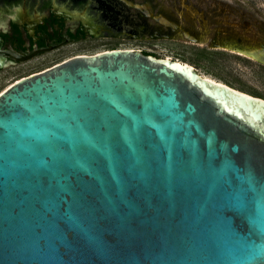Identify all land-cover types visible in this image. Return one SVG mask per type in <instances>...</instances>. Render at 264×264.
<instances>
[{
	"label": "water",
	"instance_id": "95a60500",
	"mask_svg": "<svg viewBox=\"0 0 264 264\" xmlns=\"http://www.w3.org/2000/svg\"><path fill=\"white\" fill-rule=\"evenodd\" d=\"M262 227L263 97L114 47L0 91V264H264Z\"/></svg>",
	"mask_w": 264,
	"mask_h": 264
},
{
	"label": "rangeland",
	"instance_id": "374dc122",
	"mask_svg": "<svg viewBox=\"0 0 264 264\" xmlns=\"http://www.w3.org/2000/svg\"><path fill=\"white\" fill-rule=\"evenodd\" d=\"M141 1V0H135ZM154 10L177 21L201 37L185 38L181 31L174 36L157 32L136 33L137 24L115 20L108 34L70 44L44 54L17 67L0 70V91L18 76L57 63L74 54H91L114 48H133L148 52L166 53L193 65L197 70L264 98V65L237 50L238 47L264 43V0H150ZM148 20V19H147ZM148 24L155 25L148 21ZM223 44V45H224Z\"/></svg>",
	"mask_w": 264,
	"mask_h": 264
},
{
	"label": "flooded vegetation",
	"instance_id": "af4514ba",
	"mask_svg": "<svg viewBox=\"0 0 264 264\" xmlns=\"http://www.w3.org/2000/svg\"><path fill=\"white\" fill-rule=\"evenodd\" d=\"M129 1H149L150 6L137 8L131 6ZM160 13L171 19L162 11L154 10L150 0H0V37L3 38V47L20 55L37 51L22 61L7 57L8 65L0 70L17 67L64 46L108 34V29L112 28L111 20L122 22L117 26L119 29L124 22L137 24L138 29H131L136 33L145 32L148 28L149 33L157 32L160 36L178 35L180 30L175 31L155 18ZM149 20L155 25L148 24ZM185 30L189 35L199 37ZM57 63L30 71L16 79L43 71Z\"/></svg>",
	"mask_w": 264,
	"mask_h": 264
},
{
	"label": "bare ground",
	"instance_id": "6f19581e",
	"mask_svg": "<svg viewBox=\"0 0 264 264\" xmlns=\"http://www.w3.org/2000/svg\"><path fill=\"white\" fill-rule=\"evenodd\" d=\"M223 44H222V46H224L226 49L237 50L239 53L247 55L251 58H255L254 57L255 54H257V52L260 51L264 45V43L263 44L261 43V44H258L257 46L247 45V46H243V47H238L236 45H231L229 43H225L224 45Z\"/></svg>",
	"mask_w": 264,
	"mask_h": 264
},
{
	"label": "snow or ice",
	"instance_id": "6c2138e0",
	"mask_svg": "<svg viewBox=\"0 0 264 264\" xmlns=\"http://www.w3.org/2000/svg\"><path fill=\"white\" fill-rule=\"evenodd\" d=\"M261 231H264V227L261 228Z\"/></svg>",
	"mask_w": 264,
	"mask_h": 264
}]
</instances>
